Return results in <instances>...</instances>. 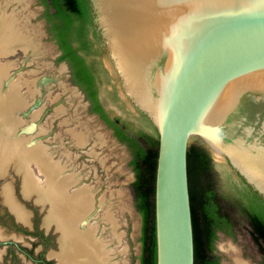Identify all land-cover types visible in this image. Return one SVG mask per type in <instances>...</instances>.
Masks as SVG:
<instances>
[{
    "label": "water",
    "instance_id": "water-1",
    "mask_svg": "<svg viewBox=\"0 0 264 264\" xmlns=\"http://www.w3.org/2000/svg\"><path fill=\"white\" fill-rule=\"evenodd\" d=\"M89 3L124 109L158 135L156 264H194L191 139L264 200V0Z\"/></svg>",
    "mask_w": 264,
    "mask_h": 264
},
{
    "label": "rangeland",
    "instance_id": "rangeland-1",
    "mask_svg": "<svg viewBox=\"0 0 264 264\" xmlns=\"http://www.w3.org/2000/svg\"><path fill=\"white\" fill-rule=\"evenodd\" d=\"M8 19H12L15 32L11 47L4 43L0 48L4 51L0 53V66H8V80L19 82L20 92L28 101V109L14 110L11 115L24 120L20 126V130H24L21 135L28 139L32 136L33 140L42 142L53 153L55 160L66 164V173L76 174L79 180L71 190L79 187L90 189L93 207L82 219L86 222H82L81 227L92 225L96 228L94 238L102 241L108 252L106 260L109 264H140L142 216L135 206L132 190L134 173L129 164V150L116 140L97 116L90 113L84 94L73 84L67 64L58 60L60 52L47 32L43 18V0H0L2 42L8 41L7 37L5 39ZM102 63L110 69L105 54ZM0 87L7 89L4 82L0 83ZM32 114H38V117L32 119ZM25 128H28L27 131ZM150 128H145L146 133L157 136L156 130ZM35 129L45 132L37 135ZM78 132L85 135L83 144L77 143L74 137V133ZM196 143H199L198 139L189 141V145ZM208 151L220 185L225 186V181L229 179L217 156ZM15 161L7 165L6 174L0 175V240L14 241L35 258L44 252V258L58 264L56 255L60 249L62 228L57 220L50 222L49 226L44 224L45 217L50 214L49 199L39 202L34 195L24 197L21 194L23 173L15 169ZM35 172H38L37 169ZM37 176L44 181V176ZM5 184L12 186L16 200L30 211V225L17 221L8 209L2 194ZM222 195V207L233 222V228L231 234L218 232L214 253L223 264H230V247L235 246L240 251V257L251 260L252 264H264L263 256L251 237L248 221L229 205L234 203L236 195L227 188L223 189ZM109 214L116 220L114 228L107 220ZM22 230L33 234L40 231L49 236L45 251L44 239ZM0 264L38 263L16 246L0 245Z\"/></svg>",
    "mask_w": 264,
    "mask_h": 264
},
{
    "label": "trees",
    "instance_id": "trees-1",
    "mask_svg": "<svg viewBox=\"0 0 264 264\" xmlns=\"http://www.w3.org/2000/svg\"><path fill=\"white\" fill-rule=\"evenodd\" d=\"M49 7H53L57 12L61 10L74 15L75 19L82 24L91 22L89 0H50ZM64 22H66L64 30L69 29V18L65 17ZM50 30L53 31V28ZM62 32L58 30L55 35L60 48L64 51L58 60L66 59L70 63L73 82L85 86L88 97L95 103L94 92H91L89 87L92 83V76L84 65L83 59L76 55V50H72L64 42ZM78 43V49L87 54L91 53L89 45ZM99 110L95 105L92 108V111ZM144 118L147 127L153 128L148 119L145 116ZM115 135L119 141L126 142L131 151L129 164L134 173L132 190L135 206L142 216L140 264H156L155 179L159 146L158 135L153 136L146 131H137L133 137L129 138L118 129H116ZM187 170L193 227L194 264H223L214 250L218 237L217 232L231 234L233 228V222L222 207V200H224L222 191L225 188L236 195L234 203L229 205L238 210L248 221L251 237L264 260V200L249 187L240 189L234 187L230 181H225V186L220 185V180L213 169L212 157L201 142L188 145ZM22 231L44 239L46 241L44 243L45 251L49 245V236L40 231L34 234L29 230ZM8 245L16 246L20 252L31 255V252L15 242ZM12 255L14 258L16 257L14 254ZM43 255L44 252L40 254L41 257ZM47 262L52 264L50 260Z\"/></svg>",
    "mask_w": 264,
    "mask_h": 264
},
{
    "label": "bare ground",
    "instance_id": "bare-ground-1",
    "mask_svg": "<svg viewBox=\"0 0 264 264\" xmlns=\"http://www.w3.org/2000/svg\"><path fill=\"white\" fill-rule=\"evenodd\" d=\"M5 26L8 29L5 39L8 38V41L0 40V48L4 43H7V47H11L13 42L15 30L12 19H8ZM9 76L8 66L1 65L0 83L4 82L7 89L2 90L3 87H0L2 90L0 91V175L6 172V167L10 162L16 160L15 169L23 173L21 194L24 197L34 195L39 202L44 199H49L51 202L50 214L45 217L44 224L49 226L50 222L57 220L62 228L60 249L56 255L58 264H109L106 260L108 252L102 241L94 238L96 228L92 225L81 227L82 222H86L82 219L93 207V195L90 189L79 187L71 190L79 180L76 174L66 173V164L55 160L53 153L42 142L33 140L32 136L28 139L21 135V131L24 130H20V126L24 120L17 117L12 118L11 115L14 110L28 109L29 105L25 96L20 92L19 82H10ZM29 93L33 95L32 91ZM31 116H33L32 119H36L38 114ZM25 129L27 131L28 128ZM36 131L37 129L34 130ZM44 132L45 130L40 129L36 133L39 135ZM74 137L77 143L83 144L85 135L82 132L74 133ZM31 166L36 167L38 172L36 173L34 167ZM37 174L44 176V181L40 180ZM2 194L5 204L17 221L30 225L31 213L16 200L12 186L5 184ZM107 220L113 228L116 227V220L110 214ZM230 249V264H252L251 260L240 257L237 247L231 246Z\"/></svg>",
    "mask_w": 264,
    "mask_h": 264
},
{
    "label": "flooded vegetation",
    "instance_id": "flooded-vegetation-1",
    "mask_svg": "<svg viewBox=\"0 0 264 264\" xmlns=\"http://www.w3.org/2000/svg\"><path fill=\"white\" fill-rule=\"evenodd\" d=\"M49 2L50 0H43V18L47 27V32L56 42L60 52L59 56L62 55L64 51L60 48L55 35L58 30L62 32L65 29L66 22H64V18H69V29L62 32L63 38L65 39L64 42L69 45L72 50H76V55L83 59L84 65L88 68L90 75L92 76V83H90L89 87L90 91L94 92V100L96 104L90 99V97H88L87 88L85 89V86L83 87L81 84L74 82L73 84L84 94L85 99L89 104L90 113L97 116V118L109 130H111L116 140L124 145L131 154L128 144L119 141L116 137V129L122 131L125 136L131 138L137 131L145 132L147 125L144 122L145 118L142 113H139L136 116L133 113L126 112L124 109V103L120 100L118 91L115 88V85L111 82V75L102 63V56L105 54V47L100 32L97 29L92 8L90 9L91 22L82 24L75 19L74 15L65 13L61 10L57 12L53 7L48 8ZM52 28L53 31L50 30ZM78 42L89 45L92 50L90 51L91 53L87 54L85 51L78 49ZM62 62L67 64L72 77L70 63L66 59ZM94 105L100 110L92 111ZM230 182L232 181L230 180ZM240 182L244 185V188L248 187L242 180H240ZM26 256L38 264H50L47 262L49 260L40 255L36 258L30 254H27Z\"/></svg>",
    "mask_w": 264,
    "mask_h": 264
}]
</instances>
